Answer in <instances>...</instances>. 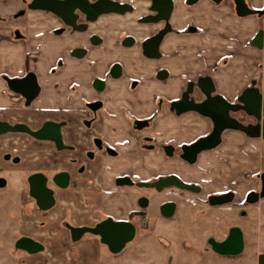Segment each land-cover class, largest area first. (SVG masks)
<instances>
[{
    "label": "crops",
    "instance_id": "0c3cea01",
    "mask_svg": "<svg viewBox=\"0 0 264 264\" xmlns=\"http://www.w3.org/2000/svg\"><path fill=\"white\" fill-rule=\"evenodd\" d=\"M187 1L173 0L168 20L172 31L162 39V57L155 61L144 58L137 48H117L114 42L91 45L81 34L75 41L67 40L58 34L62 23L48 12L30 9L18 18L22 1L0 0V120L24 122L33 129L46 121L61 123L66 147L60 151L52 142L34 139L30 145L36 155L33 161H39L40 148L48 150L47 163L40 165L43 169L31 175L40 172L47 176L55 199L46 214L37 212L40 218L34 219L35 224L43 220L63 225L64 230L46 235L44 242L39 229L24 234L23 195H0V264H256L264 254V196L240 206L227 202L211 205L205 200L228 190L244 199L250 192L248 185L243 188L246 191L232 187V166L255 159L262 165L264 139L226 130L222 145L208 151L213 159L200 163L202 153L191 165L180 159L178 149L207 136L213 123L197 112L169 110V103L177 101L187 86L204 78H210L215 93L230 103H236L254 83L264 91V47L253 42L264 29V21L239 16L235 3L227 0H199L193 5ZM263 1L246 0L256 9H264ZM78 48L88 54L73 55ZM27 57L41 93L25 108L22 99L7 90L5 79L22 77ZM117 64L122 68L118 78L112 74ZM160 70L167 71L166 80L157 78ZM98 78L106 83L102 93L95 89ZM133 81L138 82L136 86ZM70 91H77L87 101L100 98L104 104L91 109L69 97ZM198 99L203 96L198 94ZM147 121L149 126L140 127L139 123L146 125ZM9 140L20 138L0 136V147L18 144ZM168 146L176 147V155H170ZM6 154L0 158L1 192L12 177L9 171L17 172L22 183L20 164L11 167ZM13 167L15 171L10 170ZM61 172L69 174L66 187L59 185ZM169 174L186 182H206L202 187L208 196L179 197L174 189L149 194L146 211L152 217V230L137 221L135 239L119 253L111 252L97 235L72 239L70 229L74 227H93L105 219L129 221L132 211L145 206L144 183ZM262 177L264 187V174ZM29 201L36 210L35 199ZM169 204L173 205L169 214L158 212ZM232 227L241 231L243 246L217 253L212 245L225 241ZM9 231L20 233L13 244V258L8 255ZM22 237L43 244L45 250L29 253L18 249L16 243Z\"/></svg>",
    "mask_w": 264,
    "mask_h": 264
},
{
    "label": "water",
    "instance_id": "95a60500",
    "mask_svg": "<svg viewBox=\"0 0 264 264\" xmlns=\"http://www.w3.org/2000/svg\"><path fill=\"white\" fill-rule=\"evenodd\" d=\"M199 0H188L189 5L197 3ZM215 3H221L223 0H212ZM237 13L244 17L255 13L251 10L245 0H234ZM173 0H152L151 10L157 15L146 18V21L157 23L161 20H169L173 12ZM30 8L33 10L49 11L61 18L67 25L79 30L86 29L85 25L77 24L76 11L83 13L87 20L94 22L98 17L105 14H125L130 12L133 7L128 3H122L116 0H97L90 2L89 0H32ZM166 32L159 33L155 37L148 39L145 43V52L152 57L158 56L159 45ZM130 45L134 42L133 38L129 39ZM93 41H99L95 36ZM254 44L262 47L264 44V32H260L255 38ZM9 87L15 93L22 95L28 103H30L39 93L40 87L36 76L33 73L23 78H13L8 81ZM201 91L206 99L200 103L191 102L188 95L183 100L174 104L178 112L195 111L202 116L211 118L215 123V128L206 137H203L191 145L183 147V159L189 163H195L201 152L212 150L218 147L222 141V135L225 129H234L246 133L251 137H262L264 139V95L256 87L248 88L244 91L240 98V105L234 106L220 95H213L214 87L210 78L202 80ZM243 109L249 116H252L258 122L257 125H245L232 117L231 111ZM23 132L31 135L33 138L42 141H55L57 146H62L61 124L54 122L45 123L39 130L33 131L25 124L11 126L6 122L0 121V134L6 132ZM61 187H66L69 176L66 173L58 175ZM4 185V182H0ZM30 195L33 197L38 207L44 211L53 207L55 199L52 190L47 185V177L42 173H35L29 178ZM177 186L181 189L196 191L195 185L184 183L177 176H169L159 181L155 186L162 189L168 186ZM264 196V193L263 195ZM230 200L227 195L212 197V203H225ZM259 200L257 193H251L249 202L254 203ZM136 233V228L130 221H115L113 219H105L94 227H75L71 229L72 239L78 241L85 234H93L100 236L103 242L109 247L113 253L120 252L126 244L130 243ZM239 249L243 245V238L239 229H234L228 240L223 243L216 244L215 250L225 252L227 247L236 246ZM16 247L29 253H37L43 251L41 243L29 237L20 238ZM238 249V250H239ZM237 251V249H235ZM260 264H264V255L260 258Z\"/></svg>",
    "mask_w": 264,
    "mask_h": 264
},
{
    "label": "flooded vegetation",
    "instance_id": "af4514ba",
    "mask_svg": "<svg viewBox=\"0 0 264 264\" xmlns=\"http://www.w3.org/2000/svg\"><path fill=\"white\" fill-rule=\"evenodd\" d=\"M22 1V3H23V5H22V8H21V10L20 11H18V13L16 14L17 16H18V18H22V16H24V14H25V10H30L31 8H30V4H31V1L32 0H30L28 3H26L27 2V0H20V2ZM90 2H95V1H97V0H89ZM246 1V0H245ZM232 2L233 3H235V1L234 0H232ZM24 3H26V4H24ZM247 3V2H246ZM24 5L26 6V7H24ZM235 5V7H236V4H234ZM248 5V4H247ZM248 7L251 9V10H253V11H255V13H253V14H250V15H247V16H257V17H259V19L261 20V22L262 21H264V17H263V14H264V9H256V8H254V7H250L249 5H248ZM33 10V9H32ZM37 11H41V10H37ZM133 11V9L130 11V12H132ZM19 12H21V13H19ZM46 12H48L50 15H52L55 19H56V21H58L59 23H62V26H61V28L58 30V34L60 35V36H64L67 40H71V41H75L76 39H77V37H78V34H81V35H83V38H85L86 39V41H87V43H89V44H91V45H98V46H101V45H103V43H105V42H107V41H109V42H114L115 44H116V46H117V48H123V49H125V50H128V49H133V48H137V49H139V51H140V53H141V55L144 57V58H146V59H149V60H155V61H157V60H159V59H161V57H162V54H161V52H160V45H159V54H158V56H155V57H152L151 55H149L148 53H146L145 52V43H146V41L148 40V39H151V38H153V37H155L156 35H158L159 33H162V32H166V34L165 35H167V33L168 32H170V31H172V27H170L169 26V24H168V20H161V21H159V22H157V23H154V22H151V21H146V18H148V17H150V16H155V15H157V13L156 12H153V14L152 15H147V16H145L144 18H142L140 21L142 22V23H144L145 25L143 26V27H141V28H138V31H137V33L139 34V36H137V35H133V33H130V34H128V35H125L120 41H116V40H114L113 41V39H109V38H104L103 37V35H102V33L103 34H106L107 33V31L106 30H101V28L99 29V28H97V29H94V27H96L98 24L100 25L101 24V18L103 17V16H107L108 14H105V15H102V16H100V17H98V19L96 20V21H94V22H90V21H88L87 20V17L83 14V13H81L80 11H76V14H77V24L78 25H85L86 26V29H84V30H79V29H76V28H74V27H72V26H69V25H67L61 18H59V17H57L55 14H53V13H51V12H49V11H46ZM130 12H127V13H130ZM126 13V14H127ZM236 13H237V9H236ZM113 14H115V13H113ZM238 14V13H237ZM116 15H125V14H116ZM244 17H246V16H244ZM12 18L13 17H11L10 19L12 20ZM263 23V22H262ZM162 24V25H161ZM156 26H160L159 28L158 27H156ZM153 30H154V32H153ZM260 32H264V29H261V31ZM259 32V33H260ZM117 34L119 33V31H117L116 32ZM258 33V34H259ZM257 34V35H258ZM165 35L163 36V38L165 37ZM257 35H256V37H257ZM97 37L98 39H99V41L97 42V41H93V38L94 37ZM255 37V38H256ZM79 38V37H78ZM131 38H133V40H134V42L132 43V44H130V45H127L126 43H130V40L129 39H131ZM162 38V39H163ZM162 41V40H161ZM254 41H255V39H254ZM253 41V42H254ZM160 44H161V42H160ZM255 45V44H254ZM262 47H264V44H263V46ZM88 51L86 50V49H84V48H78V49H76L75 51H73L72 52V54L73 55H76V56H79V57H84V56H86L88 53H87ZM35 56L34 57H37L38 55H36V54H34ZM33 57V58H34ZM30 59V57H27V63H26V65H27V69H26V72H25V74L22 76V77H9V78H7V79H5V82H6V88H7V90L9 91V92H11V93H14V94H17L21 99H22V101H23V105H22V107H25V108H27V107H29L30 106V104H32L33 103V101L35 100V99H37L38 97H39V95H40V93H41V87H40V84H39V79H38V77H37V75H36V73L30 68V66H29V62H28V60ZM30 73H33L35 76H36V78H37V81H38V84H39V87H40V90H39V93H38V95L30 102V103H28L27 102V100L22 96V95H20L19 93H15L14 91H12L11 90V88L9 87V84H8V81L10 80V79H13V78H23V77H25V76H27L28 74H30ZM112 74L114 75V77H116V78H118L120 75H122V68H121V66L119 65V64H117V65H115L114 67H113V70H112ZM167 77V71H165V70H160L159 72H158V74H157V78L158 79H160V80H166V77ZM205 79V78H204ZM203 80V79H202ZM137 83L138 82H136V81H133V84H135V86L137 85ZM201 85H202V81L199 83V84H191V85H189V86H187V88L185 89V91L181 94V96H180V98L177 100V101H172V102H170L169 103V110H171L172 112H175V113H178V114H182V113H186V112H189V111H186V112H178L177 111V109L174 107V104L175 103H177V102H180V101H182L183 100V98H184V96L185 95H188V97H189V100L191 101V102H195V103H200V102H202V101H204L205 99H206V96L202 93V91H201ZM214 87V86H213ZM251 87H256L257 89H259V91L264 95V91L261 89V87L260 86H258L257 85V83H254ZM251 87H249V88H251ZM105 88H106V83H105V80H103V79H96V81H95V89H96V92L97 93H102L104 90H105ZM247 90V89H246ZM77 91H70L69 92V94H68V96L69 97H71L73 100H76V101H78V102H81V103H85V105H87V106H89L91 109H95V110H97V109H99L100 107H102L103 106V104H104V102L100 99V98H94L93 100H90V101H87L85 98H82V96L81 95H79V94H77L76 93ZM198 94H201L202 96H203V99H198ZM213 95H218V94H216L215 93V89H214V92H213ZM243 95V94H242ZM241 95V96H242ZM241 98V97H240ZM240 98L237 100V102L236 103H230V104H232V105H234V106H237V105H240ZM161 102L162 103H165V101H163V99H161ZM94 110V111H95ZM192 112H195V111H192ZM237 113H239V116H236L235 114H237ZM231 115H232V117H234V118H236L238 121H240L241 123H243V124H245V125H257L258 123H260V122H258L256 119H254L252 116H249L248 114H247V112L245 111V110H243V109H237V110H235V111H231ZM211 121H212V123H213V126H212V129H211V131H210V133L209 134H211V132L214 130V128H215V123H214V121L211 119V118H209ZM1 122H6V123H8L9 125H11V126H15V125H18V124H25V125H27L31 130H33V131H37V130H39L45 123H47V122H54V121H46L45 123H43L39 128H37V129H33V128H31L27 123H24V122H9V121H6L5 119H2V120H0ZM54 123H58V122H54ZM145 123V122H144ZM144 123H139V125H140V127H147V126H149V122L147 121L146 122V125H142V124H144ZM58 124H61V123H58ZM89 125H90V123H89ZM226 130H234V129H225V131ZM224 131V132H225ZM234 131H237V130H234ZM224 132H223V134H224ZM241 132V131H240ZM61 133H62V125H61ZM244 133V132H243ZM20 134H27V133H23V132H10V131H8V132H6V133H3V134H0V136H7V135H16V136H18L19 137V135ZM208 134V135H209ZM246 134V133H245ZM29 135V134H28ZM207 135V136H208ZM247 135V134H246ZM29 136H31V135H29ZM204 137H206V136H204ZM20 138V137H19ZM31 138L32 139H34V140H37V139H35V138H33L32 136H31ZM203 138V137H202ZM258 138H262L261 136L260 137H258ZM201 139V138H200ZM263 139V138H262ZM199 140V139H198ZM38 141H42V140H38ZM15 142H18V141H15ZM42 142H52V143H54L55 145H56V147H57V149L58 150H63V149H66V147H65V145H64V142H63V134H62V146H61V148L60 147H58L57 146V144H56V142L55 141H42ZM196 142V141H195ZM222 143H223V135H222V141H221V143H220V145L218 146V147H220L221 145H222ZM193 144V143H192ZM191 145V144H190ZM184 146H186V145H184ZM184 146H182L180 149H178V153H179V157H180V159H182L185 163H188V164H191L192 165V163H189V162H187V161H185L184 159H183V154H184V151H183V147ZM218 147H216V148H214V149H217ZM168 148V152L170 153V155L171 156H173V155H176V153H177V151H176V147H173V146H168L167 147ZM67 149H68V147H67ZM214 149H212V150H214ZM212 150H207V151H212ZM207 151H204V152H207ZM204 152H201L199 155H201L202 153H204ZM8 157H7V159L10 161V159H11V156H10V154L9 153H7L6 154ZM199 155H198V157H199ZM198 157H197V159H198ZM20 161V159H19V157L18 156H14L13 157V162H16V163H18ZM40 173V172H39ZM61 173H66V174H68L67 172H61ZM61 173H59V174H61ZM58 174V175H59ZM57 175V176H58ZM68 176H69V174H68ZM169 176H177V177H179L177 174H169V175H166V176H164V177H161V178H159V179H155V180H153V181H149V182H145L144 183V185H143V189L145 190V192H147V193H145V195H144V198H145V200L146 201H144V202H142V203H145V206L144 207H142L143 209H141V208H139V209H136V210H134V211H132L131 212V214H130V222L131 223H133L134 225H135V228L137 229V227H136V222L137 221H139V222H141L142 223V226L145 228V229H147V231H150V229L152 228L151 227V222H149L150 221V219H152V217H149V212H147L146 211V209L149 207V205H150V201H151V198H150V196H149V194H153V195H160V194H162V193H164V192H166L167 190H169V189H174L175 191H176V194L179 196V197H185V193H186V195L187 194H194V195H197V196H199V195H201L202 193H203V187H201L200 185H198V184H194V183H191V182H186V181H184V180H182L180 177V179L184 182V183H186V184H188V185H195L197 188H198V190H196V191H192V190H186V189H181V188H179V187H177V186H174V185H172V186H168V187H164V188H162V189H157V187L155 186L159 181H161V180H163V179H165V178H167V177H169ZM47 177V176H46ZM57 179H58V177H57ZM68 181H69V179H68ZM48 183H49V179H48V177H47V185H48ZM60 183H61V181H60ZM257 193L258 195H259V199L260 198H262V195H263V193H264V187H263V181H262V183H261V190H259V191H250L249 193H247L246 194V196L244 197V199L243 200H239V199H237V196H236V193L235 192H233L232 190H228L227 192H223V193H220V194H212V195H209L205 200H206V202H208L209 204H211V205H219V204H222V203H212L211 202V198L212 197H219V196H223V195H227L228 196V198L230 197V200L227 202V203H232V204H235V205H237V206H240V204H244V205H246L247 203H249V196H250V194L251 193ZM199 201V200H198ZM224 203V202H223ZM173 207V205H166V209H162V207H159L158 208V212L160 213V214H169L170 213V209ZM37 209L39 210V211H41V212H44V214H46L47 213V211L48 210H46V211H44V210H42V209H40L39 207H38V205H37ZM101 222V221H100ZM99 222V223H100ZM43 223H45V222H43ZM98 224V223H97ZM96 226V225H95ZM85 227H88V226H85ZM90 227V226H89ZM94 227V226H93ZM75 228V227H74ZM234 229H239L238 227H232V229L230 230V232H229V235H228V237H227V239L225 240V241H223V242H226L227 240H228V238H229V236H230V234H231V232L234 230ZM71 230V229H70ZM152 230V229H151ZM72 235V234H71ZM135 237H136V233H135ZM135 237H134V239H135ZM133 239V240H134ZM132 240V241H133ZM222 242V243H223ZM42 246H43V251L45 250V247H44V245L42 244ZM238 246V245H237ZM237 246L235 247V248H237ZM243 246V245H242ZM212 247H213V249L215 250V247L212 245ZM239 247V246H238ZM234 248V249H235ZM124 249V248H123ZM122 249V250H123ZM227 249H229V250H232L233 249V247H227ZM227 249H225L224 251H226ZM121 250V251H122ZM238 250V249H237ZM111 251V250H110ZM120 251V252H121ZM217 253H220V254H225V253H223V252H219V251H217V250H215ZM112 252V251H111ZM119 253V252H118ZM233 254H235V253H233ZM262 255H264V254H262ZM261 255V256H262ZM231 257H232V255H230ZM261 256H260V258H261ZM260 258H259V260L257 261V263L256 264H260Z\"/></svg>",
    "mask_w": 264,
    "mask_h": 264
},
{
    "label": "rangeland",
    "instance_id": "374dc122",
    "mask_svg": "<svg viewBox=\"0 0 264 264\" xmlns=\"http://www.w3.org/2000/svg\"><path fill=\"white\" fill-rule=\"evenodd\" d=\"M20 1V0H18ZM30 0H27L26 3H28ZM122 3H128L130 5H132L133 7V11L130 13H125V15H116V14H108L107 16H103L101 18V24L97 25L96 27H94V29L97 28H101V30H106L107 33L103 34V37L109 38V39H113L116 41H120L125 35H128L130 33H133V35H137L139 36V34L137 33L138 28L143 27L145 24L142 23L140 20L142 18H144L147 15H152L153 11L151 10V2L152 0H116ZM228 2H232V0H227ZM264 2V1H263ZM24 3V4H26ZM24 7H26L24 5ZM27 11V10H26ZM264 17V14H263ZM162 25V24H161ZM156 27H160V26H156ZM119 31V33L117 34L116 32ZM154 32V30H153ZM236 116H239V113L235 114ZM36 125H34L35 128ZM15 137L16 135H10V137ZM20 140H18V144H13V147L9 146L7 147H0V158L1 160L3 159V154L5 152L9 153L11 156L10 159V165L15 166L13 164H20L18 169H22V183H20L19 179L20 176L19 174H17V172H10V174H12V177H9V182H8V187L7 189H5V192H1L0 190V195H5V193H7V196H13L15 194L17 195H23L24 197V212L25 217H24V234H30V233H34L36 232V229L40 230L39 232L41 233L40 237L44 241H47V236L46 235H52L53 236V232H55L56 230H64L63 225L60 226H54L53 223L51 222H45L41 220L39 224H35L34 219H37V217H39V210L36 208L35 210V206H33L32 202L30 203V187L27 181V178L29 175H31L34 171L39 170V169H43V167H41V163H47V157H48V150L46 147H44L43 149L40 148L38 151V156L39 161L34 160L32 158H34L35 156H33L35 153L32 149L31 146H33V144L31 142H33L31 136H29L28 134H20L19 135ZM251 137V136H250ZM13 141L15 140H9L8 143H13ZM228 142V141H227ZM29 143V144H28ZM1 145V144H0ZM31 145V146H30ZM239 145V144H238ZM252 145L248 144V147L250 148ZM242 148H244V145H241ZM37 153V151H36ZM204 155L201 158V162L200 163H206L208 162L207 159L211 158L213 159V153L210 152L207 153H203ZM14 156H18L20 161L18 163L13 162V157ZM242 158L245 155H241ZM263 164L261 165L259 163V160L255 159L253 162H248V164H237V165H233L232 166V170H231V174H232V182L234 186H240L243 188H246V185H248L247 191H259L261 190V183L263 181V177L262 175L264 174V161L262 162ZM47 169V168H46ZM11 171H15V167H13L12 169H10ZM1 173V172H0ZM207 175H203V177H206ZM194 184H199L201 187L203 184L207 185L206 182H200L198 180V182H191ZM202 183V184H201ZM246 191V189H243ZM3 191V190H2ZM243 194V193H242ZM186 195V193H185ZM188 195V194H187ZM194 195V194H193ZM204 196H208L207 193H203ZM201 200V199H200ZM34 203V202H33ZM11 212V211H9ZM36 212V216H33V213ZM38 212V213H37ZM250 213V212H249ZM42 214V212L40 213ZM254 215V214H253ZM10 216V214H9ZM42 216V215H40ZM36 217V218H34ZM252 218V214H249V218ZM40 218V217H39ZM43 218V217H41ZM43 221V222H42ZM33 222V224H32ZM13 226L15 224V221L13 220ZM15 227V226H14ZM60 228V229H59ZM44 234V235H43ZM20 233H10V231L7 234V240H8V245L11 246L8 250V255L9 258H13L14 253H16V250L13 249V244L15 242L16 239H18Z\"/></svg>",
    "mask_w": 264,
    "mask_h": 264
}]
</instances>
